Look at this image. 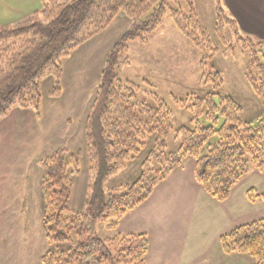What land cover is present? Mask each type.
I'll return each instance as SVG.
<instances>
[{"label":"trees","instance_id":"1","mask_svg":"<svg viewBox=\"0 0 264 264\" xmlns=\"http://www.w3.org/2000/svg\"><path fill=\"white\" fill-rule=\"evenodd\" d=\"M177 0H47L27 27L0 30V121L13 108L39 113L42 83L52 76V97H60L63 63L82 45L106 31L119 15L131 20L129 29L107 55L101 83L86 119V143L91 180L85 199L86 212L71 208L75 177L81 172V152L69 155L66 148L41 161L43 169V231L52 247L43 264H145L149 250L146 235L116 234L106 239L95 235L94 224L118 229L121 220L149 199L156 187L187 160L196 161V177L205 191L219 202L253 170L264 173V117L256 123L241 118L242 107L230 96L218 93L219 73L208 74L207 60L215 50L192 0L188 14L170 5ZM170 14L177 28L203 51L202 79L214 83V92L186 99L174 97L192 114L191 127L174 129L173 111L155 92L123 81L122 66L130 63L133 42L146 44ZM42 19V21L39 20ZM218 32L228 21L248 52L246 79L264 102V41L242 38L235 21L217 8ZM152 87L150 82H146ZM205 120L207 123H205ZM175 133L177 151H168ZM152 149L142 172L132 184L105 189V182L124 170L147 149ZM216 139V140H215ZM215 140V141H214ZM252 202L264 194L250 190ZM228 254L250 256L264 264V218L234 227L220 238ZM66 246L61 248V246Z\"/></svg>","mask_w":264,"mask_h":264},{"label":"rangeland","instance_id":"2","mask_svg":"<svg viewBox=\"0 0 264 264\" xmlns=\"http://www.w3.org/2000/svg\"><path fill=\"white\" fill-rule=\"evenodd\" d=\"M46 1L35 0L33 4H28L26 0H0V30L23 28L35 23L37 21L34 18L35 11L40 12ZM54 1L64 3L67 0ZM192 2L215 50L206 62V72L221 75L223 85L218 93L235 99L242 107L243 121L256 123L264 117V102L246 79L248 52L228 21L223 20L222 35L217 30L218 7L222 9L225 18L236 22L230 1L192 0ZM170 5L186 14L189 12L187 0H177ZM39 20L42 21L41 18ZM130 26L131 24L124 27L123 20L118 19L111 28L81 46L63 63L62 95L44 97L40 115L37 113L34 115L35 119H41L43 127L40 129L28 127L21 132L17 125L35 123L25 118L27 115H14L7 124L0 127V204L8 203L16 213H21V175H25L29 183L28 213H31L33 223L39 224L42 234L43 172L39 163L61 148H66L70 155L81 152V172L75 177L71 208L76 212H86L85 199L91 180L86 143V118L101 83L106 58L110 52L108 47L115 44ZM237 28L242 38L260 42L246 34L244 28L238 25ZM128 56L130 63L119 70L121 79L140 86L143 94L151 91L163 99L173 111L172 124L175 130L180 127H191L192 114L176 104L174 97L180 100L191 95L203 97L215 91L213 82L207 83L202 79L203 51L181 33L168 13L161 28L150 37L148 43L133 42L130 45ZM49 77L43 81L44 93L48 86L49 92L55 87L54 78ZM146 82H150L152 87ZM21 133L24 135L22 138ZM45 134L51 135L44 138ZM153 140H149L147 149L133 159L124 170L105 182L106 190L132 184L138 180L142 165L154 144ZM167 145L168 151L178 150L180 140L176 139L175 133L168 139ZM251 178L240 182L238 192L252 186ZM260 208L264 210V207ZM255 210V214H259L257 208ZM94 227L96 237L100 239L111 237L112 233L108 231L106 224L96 222ZM47 242L46 239L44 249L49 251L52 247Z\"/></svg>","mask_w":264,"mask_h":264},{"label":"crops","instance_id":"3","mask_svg":"<svg viewBox=\"0 0 264 264\" xmlns=\"http://www.w3.org/2000/svg\"><path fill=\"white\" fill-rule=\"evenodd\" d=\"M26 1L33 4L35 0ZM229 1L238 27L244 28L251 38L264 41V0ZM120 18L124 27L131 24L130 18L119 15L109 28ZM113 46L108 47L109 51ZM44 82L42 107L44 97H52L49 86L43 92ZM40 111L13 108L4 121H0V127L14 115H27L25 118L35 123H21L17 128H21V132L28 127L40 129L43 127L41 119L34 117L36 113L39 116ZM48 135L51 134H45L44 138ZM23 136L21 133V138ZM246 178L253 179L250 188L238 192L239 183L228 200L219 202L199 184L196 161L189 159L160 183L147 201L128 213L111 236L146 235L149 250L145 264H255L248 255L226 253L220 244V238L234 227L264 218V210H260L264 207V199L252 202L248 195L250 190L264 194V173L253 170ZM28 190L29 183L25 175H21V213H16L8 203L0 204V264H43L42 257L47 253L44 249L46 239L44 231L42 234L39 224L35 225L31 213H28ZM256 208L259 214H255Z\"/></svg>","mask_w":264,"mask_h":264}]
</instances>
